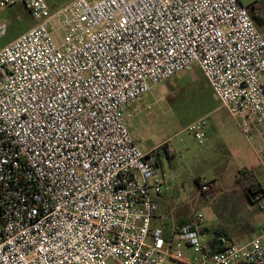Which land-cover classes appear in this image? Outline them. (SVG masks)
Instances as JSON below:
<instances>
[{"label": "built area", "instance_id": "obj_1", "mask_svg": "<svg viewBox=\"0 0 264 264\" xmlns=\"http://www.w3.org/2000/svg\"><path fill=\"white\" fill-rule=\"evenodd\" d=\"M16 4L34 25L0 46V264H264V228L247 242L220 234L217 249L198 228L201 212L184 226L159 214L158 148L144 152L128 123L146 93L198 66L251 138L264 124V35L250 7L73 0L52 11L46 0H0V9ZM207 124L188 126L200 144Z\"/></svg>", "mask_w": 264, "mask_h": 264}, {"label": "rangeland", "instance_id": "obj_2", "mask_svg": "<svg viewBox=\"0 0 264 264\" xmlns=\"http://www.w3.org/2000/svg\"><path fill=\"white\" fill-rule=\"evenodd\" d=\"M71 1L46 0L52 11ZM240 2L244 6L257 3L259 19L255 18V22L264 29V0ZM0 23L6 24V30L0 33V46H4L32 27L34 20L24 5L16 4L0 9ZM202 116L207 117L208 124L205 142L200 144L188 126ZM128 123L142 150L158 148V154L153 153L151 158L165 173L164 199L168 203L159 214H173L176 222H191L201 212L203 221L198 228L206 240H211L218 236L217 232L236 223L232 215L236 207L233 199L243 196L257 203L249 212L252 216L260 210V198L246 197L236 178L240 169L250 168L264 187V125L259 127L260 136L254 132L251 138L244 135L236 119L222 107L199 67L182 71L146 93L131 108ZM166 143L171 147L172 157L165 155ZM198 176L213 185L210 192L201 191L196 182ZM164 223L159 218L153 219V225L163 227ZM165 264L178 263L168 259Z\"/></svg>", "mask_w": 264, "mask_h": 264}, {"label": "crops", "instance_id": "obj_3", "mask_svg": "<svg viewBox=\"0 0 264 264\" xmlns=\"http://www.w3.org/2000/svg\"><path fill=\"white\" fill-rule=\"evenodd\" d=\"M256 24H257V22H256ZM257 26H258L260 32L264 35V29L261 26V24L260 25L257 24ZM196 67L198 68V66H195L193 68V70ZM228 115H229V113H228ZM217 123L219 124L218 121H217ZM260 125H264V124H259L257 126V128L253 131L254 134L257 136H260L258 134H260V132H262L259 129ZM134 139L138 144H140L135 137H134ZM152 148H155V147H152ZM152 148H150L148 151L152 150ZM163 148L165 151V155L167 157H172V155L169 152L171 150L170 145H168L166 143L163 145ZM148 151H144V152H148ZM246 169L252 172V170L250 168H246ZM161 173L165 177V173L163 172V170H161ZM199 178L201 181L207 182L206 180H203L201 176ZM256 180L258 182H260V184L264 190L262 182L257 178H256ZM164 197H165V193L163 194V196L160 199L161 213L168 206L167 200H165ZM259 203H260V205L258 207L260 210L252 216L251 214H249V212H251V209L255 208V205H257V203L251 202L250 200H248L247 198H244L243 196H241V198H239V200L233 199L232 204H233V206H236V207H234V212H232V215H233V217H235L236 223L235 224H229L227 226L226 230H224L222 232H224L231 240H233L235 242L250 241L258 232H260L264 228V194L260 195V202Z\"/></svg>", "mask_w": 264, "mask_h": 264}, {"label": "trees", "instance_id": "obj_4", "mask_svg": "<svg viewBox=\"0 0 264 264\" xmlns=\"http://www.w3.org/2000/svg\"><path fill=\"white\" fill-rule=\"evenodd\" d=\"M256 5H257V3L254 2L249 7L251 9V13H252L253 17L256 18V19H259L258 8H257ZM155 165L157 167H159V163L158 162H156ZM236 180H237V183L239 185H241L243 194L246 197L251 199L252 196L264 194V190H263L260 182H258L254 178V175H253V173L251 171H249L247 169H240L238 171V175H237ZM196 182L199 185V187H201V180H200L199 177L196 179ZM210 187L212 188L213 185L210 184ZM210 189L208 190L209 192H210ZM207 192H204V193H207ZM178 223H179L180 226H184V225L188 224L189 222L182 220V221H179ZM221 233L225 234L224 232H221ZM221 233L217 232L218 236ZM216 241L217 240H216V237H215V238H213L211 240V243H212V245H214L215 248L219 249V247H217Z\"/></svg>", "mask_w": 264, "mask_h": 264}]
</instances>
